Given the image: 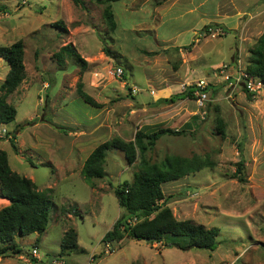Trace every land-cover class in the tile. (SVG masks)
Returning a JSON list of instances; mask_svg holds the SVG:
<instances>
[{"label":"rangeland","instance_id":"374dc122","mask_svg":"<svg viewBox=\"0 0 264 264\" xmlns=\"http://www.w3.org/2000/svg\"><path fill=\"white\" fill-rule=\"evenodd\" d=\"M83 1L77 6L71 0H0L7 10L0 11V46L22 40L25 66L24 80L6 98L16 115L4 126L8 133L0 139V149L17 173L40 190L51 188L53 202L45 231L15 237L21 253L1 257L0 264H28L24 258L35 247L41 264H47L57 257L69 227L85 251L64 257L65 264H264V87L248 99L243 87L227 88L216 70L238 60L247 65L250 47L264 35V0L251 5L118 0L112 3L114 32L103 19V5ZM238 8L252 13L251 18L245 21L247 15H237ZM209 28L219 32L213 36ZM197 32L200 40L194 45ZM65 44L73 45L84 67L69 56L58 63L54 54ZM154 50L157 53H149ZM8 69L0 58V84ZM201 78L210 84L204 107L189 97L159 101ZM78 86L98 107L82 100ZM146 125L185 127L182 134L157 139L146 151L151 162L167 154L199 155L211 162L162 188L175 218L219 228L213 251H182L132 238L108 246L101 242L122 213L113 190L133 181L139 160L129 164L123 152L108 150L105 175L91 185L81 175L83 162L102 142L113 137L133 140L136 130ZM11 133L16 134V155ZM241 157L244 181L234 177ZM7 204L0 198V208Z\"/></svg>","mask_w":264,"mask_h":264},{"label":"trees","instance_id":"16d2710c","mask_svg":"<svg viewBox=\"0 0 264 264\" xmlns=\"http://www.w3.org/2000/svg\"><path fill=\"white\" fill-rule=\"evenodd\" d=\"M91 1L103 5V19L109 31L114 32L116 21L111 3L118 0ZM71 2L77 6L84 4L83 0H71ZM0 11L6 12L7 10L0 5ZM55 25L65 30L62 23L57 22ZM105 52L109 53V49L106 47ZM23 55L22 40H17L9 46H0V58H3L9 66L0 84V126L9 124L15 119L16 109L7 102L6 98L25 77ZM54 55L59 64L64 62L66 56L73 58L81 67H84L86 63L72 44L63 45ZM232 63L236 65V61ZM245 71L260 79L264 84L263 34L255 40L249 49V59ZM209 86L210 84L206 87L207 93L210 90ZM192 89L193 86L189 85L183 91L169 98H161L159 101L169 103L179 98L193 99ZM243 90L248 99L252 98V93L245 88ZM77 92L86 104L98 107V104L81 90L80 86H78ZM184 128H152L146 125L136 130L133 140L124 141L119 137H113L102 142L84 160L81 175L89 185L93 183L94 178L104 177V163L108 150L118 149L123 152L129 164L134 163L136 159L139 160L133 181H123L113 190L122 213L113 223L111 229L104 233L101 238L102 243L118 242L124 237H130L136 240L149 239L151 245L160 243L182 251L190 249L213 251L217 247L219 228L216 226L206 227L191 219L175 218L170 207L166 205L167 198L162 188L165 183L179 180L189 173L210 166L211 162L199 155L184 157L167 154L159 162H151L146 157V151L155 145L158 138L164 134H182ZM217 129L223 134V124L220 120L217 121ZM9 143L12 150L17 153L15 135L12 133ZM238 149L240 151V148ZM235 166L234 177L239 181H244V160L242 157ZM50 193L51 188L40 190L32 179L14 171L9 164L6 151L0 149V197L9 201L8 205L0 208V243L3 244L0 247V257L21 253L14 243L15 237H24L32 233L41 234L45 231L49 221V211L53 206ZM72 212L75 216L79 215L75 205L72 206ZM84 251L78 245L76 230L73 227L67 228L61 238L60 249L56 256L64 258L72 252L84 253Z\"/></svg>","mask_w":264,"mask_h":264},{"label":"built area","instance_id":"2783aa9c","mask_svg":"<svg viewBox=\"0 0 264 264\" xmlns=\"http://www.w3.org/2000/svg\"><path fill=\"white\" fill-rule=\"evenodd\" d=\"M209 33L211 35H215L219 32V30H214L209 28ZM219 75L223 77V83H225L226 87L229 89L235 88H245L250 93H256L260 89L264 87L263 82L258 79L257 77L251 76L245 71V67L240 65V62H236V65L233 63L221 64L217 69ZM117 75H122V70L120 68L117 69ZM209 83L201 78L195 80L192 84V94L194 96V100L199 107H204L208 101V93L206 91V87ZM135 92V90H132ZM8 130L4 127V125L0 126V139L7 137ZM108 246V244H107ZM34 258V259H32ZM42 258L38 253V249L35 247L33 248L28 258H24L28 264H41ZM47 264H65L63 258L55 257L50 259ZM89 264V263H88Z\"/></svg>","mask_w":264,"mask_h":264},{"label":"crops","instance_id":"0c3cea01","mask_svg":"<svg viewBox=\"0 0 264 264\" xmlns=\"http://www.w3.org/2000/svg\"><path fill=\"white\" fill-rule=\"evenodd\" d=\"M120 1V0H119ZM256 1H258V0H253V1H249V0H227V2L229 3V2H231V4H242V5H251V4H253V3H255ZM115 2H118V1H115ZM112 3H114V2H112ZM112 3H111V9H112V7L114 8L115 7V5L113 6L112 5ZM198 4H202V1H200ZM117 5V4H116ZM264 5V4H263ZM244 10H246V9H240V8H238L237 9V15H247L246 16V19H245V21L246 20H248V19H250L251 18V14L252 13H246ZM263 10V9H262ZM262 10H260V11H262ZM112 11H113V14L115 13V11H114V9H112ZM258 13V12H257ZM235 14V15H236ZM233 17H234V15H233ZM114 18H115V21H116V25H117V19H116V17L114 16ZM239 19V18H238ZM204 24V23H203ZM202 24V25H203ZM198 26H199V24H196V25H194V27H192V30L194 31V32H196V30L198 29ZM245 26L246 25H244V23L243 24H241V26H240V37L241 38H244L245 37V35H244V29H245ZM200 33L199 32H197L196 33V35H195V40L193 41L194 42V45H196V44H198V43H196L198 40H200ZM153 52H156L157 53V51L156 50H154ZM149 53H151V52H149ZM239 62H240V60H238ZM241 64V63H240ZM243 67H245L244 65H243ZM6 75V74H5ZM5 77V76H4ZM219 77H220V79H221V81L223 82V77H222V75H219ZM24 80V79H23ZM180 92H181V90H180ZM179 93V92H178ZM91 106V105H90ZM7 125V124H6ZM9 131H12V129H10ZM18 134V133H17ZM15 138H16V134H15ZM17 145V144H16ZM17 149H18V146H17ZM14 152V151H13ZM7 153V152H6ZM14 154L16 155V153L14 152ZM18 154V153H17ZM8 157V156H7ZM9 161V160H8ZM13 170L14 171H16L14 168H13ZM17 172V171H16ZM0 198H2V197H0ZM4 199V198H3ZM5 200H7V199H5ZM8 201V200H7ZM8 204H9V201H8ZM7 204V205H8ZM65 231V230H64ZM125 238H127V239H130V237H124L123 239H121L120 241H118L117 243H119V244H122V242L125 240ZM144 241V240H143ZM147 243V242H146ZM155 244V243H154ZM81 247V246H80ZM121 247V246H120ZM119 247V248H120ZM166 247H169V246H166ZM178 249V248H177ZM58 252V251H57ZM56 252V253H57ZM1 258V257H0Z\"/></svg>","mask_w":264,"mask_h":264},{"label":"water","instance_id":"95a60500","mask_svg":"<svg viewBox=\"0 0 264 264\" xmlns=\"http://www.w3.org/2000/svg\"><path fill=\"white\" fill-rule=\"evenodd\" d=\"M144 241L147 242L148 244L151 243V240H149V239H144Z\"/></svg>","mask_w":264,"mask_h":264},{"label":"clouds","instance_id":"9594fccd","mask_svg":"<svg viewBox=\"0 0 264 264\" xmlns=\"http://www.w3.org/2000/svg\"><path fill=\"white\" fill-rule=\"evenodd\" d=\"M2 125H4V126H5V124H2Z\"/></svg>","mask_w":264,"mask_h":264}]
</instances>
